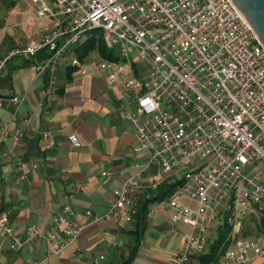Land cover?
<instances>
[{
  "label": "built area",
  "instance_id": "2783aa9c",
  "mask_svg": "<svg viewBox=\"0 0 264 264\" xmlns=\"http://www.w3.org/2000/svg\"><path fill=\"white\" fill-rule=\"evenodd\" d=\"M31 1L35 15L49 19L51 26L37 41L11 49L0 61V75L5 58L45 48L48 54L34 70L36 75L48 73L46 92H50L53 71L67 45L78 43L90 30L100 32L108 55L98 60L96 68L108 86L120 88V116L132 124L133 150H146L131 165L138 172L156 164L159 171L149 175L152 186L162 172H179L159 199L169 207L172 222L189 227L172 264H190L203 249L216 205L225 204L230 210L225 220L231 222L233 232L240 226L233 213L248 211L257 223L264 218V46L231 0ZM113 48L116 57L111 55ZM71 63L80 66L77 57ZM23 98L16 93L8 96L13 104ZM24 125L26 120L11 131L4 127L0 140L9 136L16 143ZM67 137L72 145H79L74 133ZM17 164L21 166V161ZM141 188L133 174L126 176L112 189L102 217L117 218ZM179 196L194 203L180 201ZM52 222L59 236L54 239L53 232H46L44 240L56 253L75 239L83 224L67 206L53 215ZM0 235L17 249L40 233L32 224L17 231L0 208ZM231 242L223 250L221 264H249L264 258V230ZM102 257L103 253L98 255Z\"/></svg>",
  "mask_w": 264,
  "mask_h": 264
},
{
  "label": "crops",
  "instance_id": "0c3cea01",
  "mask_svg": "<svg viewBox=\"0 0 264 264\" xmlns=\"http://www.w3.org/2000/svg\"><path fill=\"white\" fill-rule=\"evenodd\" d=\"M50 26L49 19L35 15L31 0H0V61L11 49L37 41ZM47 54L45 48L15 54L1 65L0 131L4 127L11 131L25 120L26 125L16 143L9 136L0 140V208L7 211L14 229L21 232L32 224L40 235L17 249L0 235V264H33L36 259H42L40 264H172L189 227L172 222L169 207L159 200L149 206L163 189L164 175L152 186L149 175L159 171L157 165L138 172L131 165L146 150H133L132 124L120 116L119 86H108L100 70L96 73L93 65L77 56L84 70L71 60L63 65L62 53L46 92L48 73L36 75L34 65ZM11 93L24 98L13 104L8 99ZM69 133L75 134L79 145L70 143ZM102 169L110 174L101 175ZM131 174L141 190L117 218L102 217L112 189ZM177 198L194 203L186 196ZM62 206L69 207L83 226L72 242L53 253L44 235L59 236L52 217ZM220 209V204L215 206L217 214ZM204 248L190 264H197L195 258Z\"/></svg>",
  "mask_w": 264,
  "mask_h": 264
},
{
  "label": "rangeland",
  "instance_id": "374dc122",
  "mask_svg": "<svg viewBox=\"0 0 264 264\" xmlns=\"http://www.w3.org/2000/svg\"><path fill=\"white\" fill-rule=\"evenodd\" d=\"M91 34V36H93L95 39L99 38L102 40L101 45L103 47H105V49L108 50V48L105 46V43L101 37V34L98 30L94 29V30H90L88 32H86V34H82L81 36V40H79V42H82L84 39H86L89 35ZM85 36V37H84ZM78 42V43H79ZM74 44H68L66 47V51L64 52V60H63V65H65L68 61L71 60L72 56L76 57V52L73 51L72 47ZM113 57H116L117 55V49L113 48L112 49V54ZM102 56L100 55V53L98 52L97 46L95 47H91L84 55L81 56V60H84L87 62V64L89 65H93L96 68V64L98 62V60L101 58ZM90 59V60H88ZM134 64V63H133ZM139 69L143 70L144 65L142 63H139ZM63 68V66H61L59 68V70H61ZM96 73L98 72L97 68L95 69ZM140 73H137L136 75H139ZM162 174L164 175V178L162 180L163 183L160 185L161 188H165V186H168L169 184H173L176 181V178L179 174L178 173H172L169 176L165 175V172H162ZM187 203V202H186ZM158 200H154L152 201L149 206H153V205H158ZM188 204V203H187ZM220 213L217 214V211L214 210V218L211 219L208 222V227L205 231V238H206V243H205V252L208 251V247L209 245L213 244L215 239L218 237V230L219 229H223L224 225L227 224L229 225V229L226 231V239H225V244L223 246V250L227 249L228 247H231L233 245V242H231V240H237V239H241V238H253L255 235L261 233V230L258 228L257 226V220L255 219L254 216H252L251 214H249L248 211H245V213L240 214L239 212L233 213L232 216L233 218L238 217L239 218V229L236 232H233V227L231 226V222L230 221H226L225 220V216L227 214H230V210H228V208L226 207L225 204L220 203ZM223 250H218V256L216 258V260L214 262H210L208 264H221L222 262H224V256H223ZM197 261V264H201L199 261V258H195ZM249 264H264V258H255L251 263Z\"/></svg>",
  "mask_w": 264,
  "mask_h": 264
},
{
  "label": "trees",
  "instance_id": "16d2710c",
  "mask_svg": "<svg viewBox=\"0 0 264 264\" xmlns=\"http://www.w3.org/2000/svg\"><path fill=\"white\" fill-rule=\"evenodd\" d=\"M102 40L99 38L95 39L91 34L84 39L82 42L75 43L72 47L73 51L76 52V56L80 59L82 55H84L91 47L97 46L98 52L101 56H107L108 52L106 51L105 47L101 45ZM66 51V50H65ZM69 70L73 67H66ZM46 73V72H45ZM173 184H169L165 188H163L160 192L156 193L151 199H157L159 200L162 196H164L167 191L170 189V187ZM144 211V209H142ZM140 215H142L140 213ZM141 217V216H140ZM257 224L258 228L260 230H264V218L260 217V220ZM229 225L225 224L223 229L218 230V237L215 239L214 243L209 245L208 251L199 254L197 257L199 258V261L201 264H208L210 262H214L218 256V250H223V246L225 244L226 239V231L229 229ZM223 245V246H222ZM132 253L130 254V256ZM129 259V258H128ZM127 259V260H128Z\"/></svg>",
  "mask_w": 264,
  "mask_h": 264
},
{
  "label": "water",
  "instance_id": "95a60500",
  "mask_svg": "<svg viewBox=\"0 0 264 264\" xmlns=\"http://www.w3.org/2000/svg\"><path fill=\"white\" fill-rule=\"evenodd\" d=\"M264 46V0H231Z\"/></svg>",
  "mask_w": 264,
  "mask_h": 264
}]
</instances>
